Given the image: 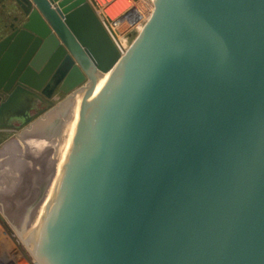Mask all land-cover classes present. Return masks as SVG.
I'll return each instance as SVG.
<instances>
[{
    "label": "water",
    "instance_id": "obj_1",
    "mask_svg": "<svg viewBox=\"0 0 264 264\" xmlns=\"http://www.w3.org/2000/svg\"><path fill=\"white\" fill-rule=\"evenodd\" d=\"M13 1L0 129L84 94L9 222L35 263L264 264V0H154L122 57L86 0Z\"/></svg>",
    "mask_w": 264,
    "mask_h": 264
},
{
    "label": "rangeland",
    "instance_id": "obj_2",
    "mask_svg": "<svg viewBox=\"0 0 264 264\" xmlns=\"http://www.w3.org/2000/svg\"><path fill=\"white\" fill-rule=\"evenodd\" d=\"M152 2L153 0H141L135 4L136 6L141 5L144 7L145 19L150 11L152 13L154 9ZM5 5H0V41L18 29L25 21L24 15L20 12L21 10L19 11L15 6ZM78 92L80 93L81 91L77 90L64 94L57 88L50 98H44V104L39 105L37 102L31 104L33 107L31 106L30 111L32 110V113H34V109L38 107L40 114L29 125L20 130L0 132V233L4 230L6 236L9 237L4 242L6 246L15 250L11 247L15 244L17 246L15 248L26 256L27 247H25L9 222L27 198L33 182L47 167V161L49 159L52 161L57 155L54 153L58 151L59 142L54 140L57 141L60 137L55 135V129L58 128V132H60L61 122L69 120L73 110V102L75 103V98L72 97ZM34 138L35 140H33ZM18 143L20 145L23 144L22 149L24 150H19ZM20 192L21 198L17 199L16 195ZM9 207H12V209ZM7 208L8 213L6 212V214H9V219H5L2 214ZM12 250L9 253L13 252ZM1 252L4 254L7 251L3 249Z\"/></svg>",
    "mask_w": 264,
    "mask_h": 264
},
{
    "label": "built area",
    "instance_id": "obj_3",
    "mask_svg": "<svg viewBox=\"0 0 264 264\" xmlns=\"http://www.w3.org/2000/svg\"><path fill=\"white\" fill-rule=\"evenodd\" d=\"M102 27L108 34L120 57L124 56L136 37L139 35L138 28L146 24L147 20L141 17L136 19L134 14L137 11V2L141 0H86ZM118 9L119 12L114 15L111 9ZM152 14V13H151ZM124 26V27H123ZM121 28V29H120ZM143 29V28H142ZM6 232L3 230L2 234ZM6 236V234H5ZM9 238V237H8ZM11 239V238H10ZM2 241V240H1ZM12 242V241H11ZM0 251L5 249L7 252L0 253V264H36L31 258L28 250L27 256L22 253L14 244L15 250H12L5 243L0 242ZM16 247V248H15ZM10 250L13 252L9 253ZM17 250V251H16Z\"/></svg>",
    "mask_w": 264,
    "mask_h": 264
},
{
    "label": "bare ground",
    "instance_id": "obj_4",
    "mask_svg": "<svg viewBox=\"0 0 264 264\" xmlns=\"http://www.w3.org/2000/svg\"><path fill=\"white\" fill-rule=\"evenodd\" d=\"M153 6H154V0H153ZM111 12L112 13H114V12H116V13H114V15H116L118 12H119V8L118 9H111ZM134 14H135V16H136V19H139V18H141V17H143V18H145V15H144V7L143 6H141V5H139V6H137V11H135L134 12ZM150 16H151V11H150V13L146 16V19L145 20H147L148 18H150ZM124 27V26H123ZM142 28H143V25H141L139 28H138V32H140V31H142ZM121 29V28H120ZM117 66H118V63H116L108 72H106V73H99L98 74V77H97V81H96V85H95V87H94V89H93V93H92V99H93V97L95 96V94H96V92L98 91V89L100 88V86L102 85V84H104L111 76H112V74L115 72V70L117 69ZM81 92L79 93H76V95L75 96H73L72 98H75L74 100H75V103L73 102V110L71 111V114H70V116H69V120H63L61 123H62V127H61V131L60 132H58V128H56L55 129V135L57 136V137H60L57 141L56 140H54L55 142H59V148H58V151H57V153H54V154H58L59 152H60V150L61 149H63L64 147H66V145H67V142H68V140H69V138H70V135H71V133H72V131H73V129H74V127H75V125H76V123L78 122V120L80 119V113H81V109H82V106H83V103H84V94H83V92H82V90H80ZM71 100H73V99H71ZM70 100V101H71ZM73 100V101H74ZM69 114V113H68ZM67 114V115H68ZM46 118V117H45ZM68 118V117H67ZM60 123V122H59ZM32 129V128H31ZM40 134V133H39ZM29 138V137H28ZM28 138H27V140H28ZM55 138V139H56ZM21 139V138H20ZM32 139V138H31ZM30 139V140H31ZM24 140V139H23ZM33 140H35V138L33 139ZM21 141H22V139H21ZM26 142H28V141H26ZM30 142V141H29ZM38 143H40V142H38ZM19 144V143H18ZM22 144V143H21ZM25 144H27V143H25ZM23 145V144H22ZM22 145H20L19 144V150H21L22 149ZM30 145V144H29ZM32 146V145H31ZM52 146H55V145H52ZM40 148V147H39ZM48 148V147H47ZM35 149H38V148H35ZM22 150H24V149H22ZM31 151V150H30ZM33 152H35V151H33ZM32 152V153H33ZM38 152V151H37ZM53 160V159H52ZM50 159H49V161H47L48 162V164L50 163ZM8 189V188H7ZM20 194H21V192L18 194V195H16L17 197V199H19V197H20ZM21 198V197H20ZM17 199H15V200H17ZM21 201V200H20ZM20 203V202H19ZM12 206V205H11ZM9 208H11L12 209V207H9ZM7 210H8V208L6 209V211L5 210H3V211H5V212H2V214L4 215V218L5 219H7L8 217L10 218V216H9V214H6V212H7ZM8 213V212H7ZM8 218V219H9ZM9 221V220H8ZM6 234V233H5ZM5 234H2L1 235V233H0V242H5V240H6V238L8 237V236H5ZM2 240V241H1ZM1 244V243H0ZM24 244V243H23ZM25 245V244H24ZM11 247H13V246H11ZM26 247V246H25ZM14 248V247H13ZM27 249V248H26ZM28 250V249H27ZM17 251V250H16Z\"/></svg>",
    "mask_w": 264,
    "mask_h": 264
},
{
    "label": "flooded vegetation",
    "instance_id": "obj_5",
    "mask_svg": "<svg viewBox=\"0 0 264 264\" xmlns=\"http://www.w3.org/2000/svg\"><path fill=\"white\" fill-rule=\"evenodd\" d=\"M39 98H35V99H33V101L31 102V104L33 103V102H37V103H39V105H41V104H44V98L45 99H47L44 95H41V94H39ZM32 106V105H31ZM33 107V106H32ZM35 108V107H34ZM35 110V112L34 113H32V110L30 111H28L27 112V114H28V116L29 117H32V121L40 114V110H38V107L37 108H35L34 109ZM23 120L24 119H22V118H17V119H13V120H11V121H8L6 124L8 125V126H11L10 128H5V129H0V132H4V131H13V130H20V129H23L24 127H26L27 125H29L30 123H28L27 125H25V126H22V123H23ZM9 218V217H8ZM7 218V219H8Z\"/></svg>",
    "mask_w": 264,
    "mask_h": 264
},
{
    "label": "crops",
    "instance_id": "obj_6",
    "mask_svg": "<svg viewBox=\"0 0 264 264\" xmlns=\"http://www.w3.org/2000/svg\"><path fill=\"white\" fill-rule=\"evenodd\" d=\"M5 2H7V3H5ZM5 2H3L1 5H5V6H10V7H13V6H15V7H17L18 8V10L20 11V8L17 6V4L13 1V0H6ZM21 12V11H20ZM22 13V12H21Z\"/></svg>",
    "mask_w": 264,
    "mask_h": 264
}]
</instances>
